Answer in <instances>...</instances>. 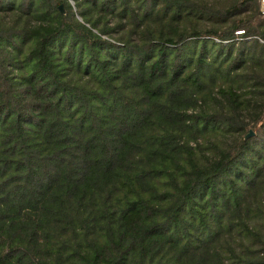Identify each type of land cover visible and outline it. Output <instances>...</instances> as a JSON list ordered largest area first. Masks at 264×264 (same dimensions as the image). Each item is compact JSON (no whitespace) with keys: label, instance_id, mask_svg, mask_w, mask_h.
<instances>
[{"label":"trees","instance_id":"obj_1","mask_svg":"<svg viewBox=\"0 0 264 264\" xmlns=\"http://www.w3.org/2000/svg\"><path fill=\"white\" fill-rule=\"evenodd\" d=\"M0 264H264L257 0H0Z\"/></svg>","mask_w":264,"mask_h":264},{"label":"built area","instance_id":"obj_2","mask_svg":"<svg viewBox=\"0 0 264 264\" xmlns=\"http://www.w3.org/2000/svg\"><path fill=\"white\" fill-rule=\"evenodd\" d=\"M257 2L259 13L264 16V0H257ZM236 33L240 34L241 31H236Z\"/></svg>","mask_w":264,"mask_h":264},{"label":"water","instance_id":"obj_3","mask_svg":"<svg viewBox=\"0 0 264 264\" xmlns=\"http://www.w3.org/2000/svg\"><path fill=\"white\" fill-rule=\"evenodd\" d=\"M59 9H60V11L62 12V8H61V6H59ZM248 135H250V132H249L246 136H248Z\"/></svg>","mask_w":264,"mask_h":264},{"label":"rangeland","instance_id":"obj_4","mask_svg":"<svg viewBox=\"0 0 264 264\" xmlns=\"http://www.w3.org/2000/svg\"><path fill=\"white\" fill-rule=\"evenodd\" d=\"M247 15H250L249 13H247ZM260 41V40H259Z\"/></svg>","mask_w":264,"mask_h":264}]
</instances>
